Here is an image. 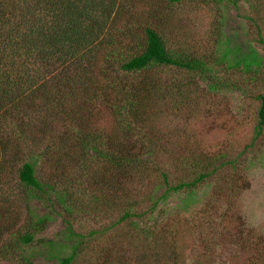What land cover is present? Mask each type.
Masks as SVG:
<instances>
[{
    "label": "trees",
    "instance_id": "1",
    "mask_svg": "<svg viewBox=\"0 0 264 264\" xmlns=\"http://www.w3.org/2000/svg\"><path fill=\"white\" fill-rule=\"evenodd\" d=\"M244 1L260 12L264 0ZM139 22L133 0H0V264H33L20 250L34 239L27 226L42 221L27 217L20 233L11 201L17 188L52 200L54 186L36 174L40 160L76 169L98 189L92 203L80 202L127 230L129 249L119 244L114 257L106 246L86 259L78 235L58 264L81 257L85 264H187L190 236L208 258L226 238L235 203L238 252L229 264H264V234L249 231L238 212L250 187L246 155L264 130V68L254 70L253 137L238 150L205 152L188 133L173 135L158 121L201 97L194 72L213 87L226 82L200 60L172 55L160 32ZM256 28L264 46L261 23ZM160 68L187 78L162 79L154 72ZM203 184L210 192L193 213L173 203Z\"/></svg>",
    "mask_w": 264,
    "mask_h": 264
},
{
    "label": "rangeland",
    "instance_id": "2",
    "mask_svg": "<svg viewBox=\"0 0 264 264\" xmlns=\"http://www.w3.org/2000/svg\"><path fill=\"white\" fill-rule=\"evenodd\" d=\"M133 1L141 26L156 28L172 55L200 60L214 80L226 82L221 87H213L202 79L199 71L194 72L201 97L181 108L174 116L159 118V126L173 135L181 130L188 133L191 143L205 152L231 150L235 145L238 150L253 137L256 124L257 103L253 97L256 91L253 89L258 86L259 75L254 70L264 68V46L257 43L256 25L261 23L264 35V1L260 12L244 0ZM250 59L256 63L245 66ZM154 72L162 79L182 81L187 78L186 74L171 68H160ZM259 140L253 153L246 155L245 175L250 187L240 195L238 212L249 231L264 234V130ZM36 174L44 183L54 186L55 191L50 193L52 200L48 201L45 197L26 195L17 188L18 198L11 201L15 202L11 210L16 211L20 218L19 232L23 233L27 217L42 221L37 226H27L34 239L23 246L20 254L30 256L33 264H58L59 258L70 254L71 246L80 240L78 235L86 239L82 253L86 259L98 257L106 246L113 257L115 250H119V244L129 249L125 242L127 230L114 225L115 217L105 211L97 213L80 202L92 203L98 189L90 182H84L86 178L79 177L76 169L50 167L40 160ZM65 188L71 193L69 199L61 194ZM210 189L209 184H203L190 196H173V203L193 213ZM73 199L76 200L72 203ZM233 199L237 202V197ZM234 216L237 218V203ZM235 217L227 220L226 238L208 258L202 254L194 236L187 237L183 249L186 263L229 264L238 252ZM92 231L100 233L91 235ZM77 264H85L82 257Z\"/></svg>",
    "mask_w": 264,
    "mask_h": 264
}]
</instances>
